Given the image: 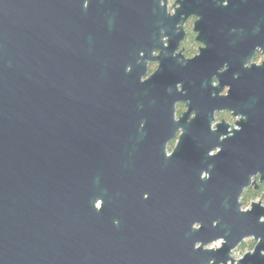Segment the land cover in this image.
Listing matches in <instances>:
<instances>
[{"label":"water","instance_id":"obj_1","mask_svg":"<svg viewBox=\"0 0 264 264\" xmlns=\"http://www.w3.org/2000/svg\"><path fill=\"white\" fill-rule=\"evenodd\" d=\"M191 15L205 46L186 58L178 49ZM234 36H246L236 50L248 58L264 51V0H174L172 12L168 0H0V264H184L173 243L144 239L162 226L109 222L117 145L141 120L175 124L186 65L229 58ZM151 59L160 64L142 79ZM252 67L261 80L264 64ZM165 165L150 162L142 203H166ZM246 232L262 239L240 264H264L258 214ZM228 245L215 252L227 259Z\"/></svg>","mask_w":264,"mask_h":264},{"label":"flooded vegetation","instance_id":"obj_2","mask_svg":"<svg viewBox=\"0 0 264 264\" xmlns=\"http://www.w3.org/2000/svg\"><path fill=\"white\" fill-rule=\"evenodd\" d=\"M168 10H174V1L171 9L168 0ZM196 19L191 15L184 23L178 50L186 58L205 46L197 38ZM233 38L229 58L211 65L198 61L186 65L192 73L178 82L183 98L175 102V124L171 121L157 129L141 120L134 125L133 135L122 132L117 145L122 162L120 201L109 212V222L162 226L163 235L144 239L173 243L168 252L181 253L184 264H240L257 251L262 239L246 230L254 213L264 223V73L261 80H253L251 71L253 65L264 64V51L257 46L248 58L247 51L236 50V45L246 48V36L239 41ZM164 43L168 44L167 36ZM158 53L154 50V55ZM159 64L157 59L149 60L142 79ZM218 148L220 153L213 157ZM127 160L132 163L129 167ZM153 160L166 162L165 204L141 201L140 193L143 199L150 196L148 169ZM140 173L143 179H138ZM128 191L138 194L125 202ZM237 225H245L244 232H238ZM224 242L229 243L227 259L215 252ZM259 252L264 255V248Z\"/></svg>","mask_w":264,"mask_h":264},{"label":"snow or ice","instance_id":"obj_3","mask_svg":"<svg viewBox=\"0 0 264 264\" xmlns=\"http://www.w3.org/2000/svg\"><path fill=\"white\" fill-rule=\"evenodd\" d=\"M192 115H193V117L195 116L194 113H193ZM220 151H221V149L218 148V149H216V151L212 152L211 155H212L213 157H215V156H217V154L220 153ZM170 154H174V153H173V152H170Z\"/></svg>","mask_w":264,"mask_h":264},{"label":"rangeland","instance_id":"obj_4","mask_svg":"<svg viewBox=\"0 0 264 264\" xmlns=\"http://www.w3.org/2000/svg\"><path fill=\"white\" fill-rule=\"evenodd\" d=\"M173 1H174V0H170V6H171V9H172Z\"/></svg>","mask_w":264,"mask_h":264}]
</instances>
